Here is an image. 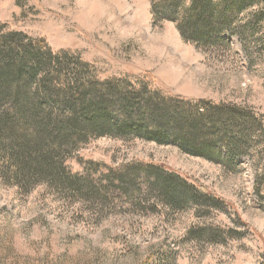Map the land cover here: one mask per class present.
Instances as JSON below:
<instances>
[{
	"label": "rangeland",
	"instance_id": "obj_1",
	"mask_svg": "<svg viewBox=\"0 0 264 264\" xmlns=\"http://www.w3.org/2000/svg\"><path fill=\"white\" fill-rule=\"evenodd\" d=\"M156 1L0 0V24L45 39L55 52L71 51L73 62L78 54L100 80L151 74L156 88L173 95L241 108L257 128L248 155L227 164L177 146L110 137L67 161L74 172L88 163L87 173L91 163L162 166L228 208L167 206L156 195L128 204L117 193L92 199L49 183L12 187L0 178V264H264V198L254 190L256 170L264 171V0H252L225 36L229 42L213 46L185 41L175 23L156 21Z\"/></svg>",
	"mask_w": 264,
	"mask_h": 264
},
{
	"label": "trees",
	"instance_id": "obj_2",
	"mask_svg": "<svg viewBox=\"0 0 264 264\" xmlns=\"http://www.w3.org/2000/svg\"><path fill=\"white\" fill-rule=\"evenodd\" d=\"M254 5L252 0H158L152 8L154 19L175 23L185 41L213 46L228 43L225 36ZM75 59L71 51L55 52L45 39L0 24V178L6 184L28 189L49 183L92 199L117 193L128 204L156 195L167 206L228 208L216 194L158 165L91 163L87 173L84 163V169H69L68 159L80 148L106 137L177 146L191 156L227 164L248 155L257 128L239 107L173 95L156 88L151 74L100 80L93 65L78 54ZM254 188L264 198L261 169Z\"/></svg>",
	"mask_w": 264,
	"mask_h": 264
},
{
	"label": "bare ground",
	"instance_id": "obj_3",
	"mask_svg": "<svg viewBox=\"0 0 264 264\" xmlns=\"http://www.w3.org/2000/svg\"><path fill=\"white\" fill-rule=\"evenodd\" d=\"M96 7H98V5ZM99 8H100V6H99ZM90 11L86 12V15H85V16H87V19H89V22H90V20H92V17H94V15H92V10H90Z\"/></svg>",
	"mask_w": 264,
	"mask_h": 264
}]
</instances>
